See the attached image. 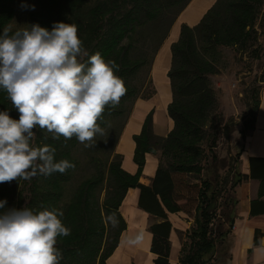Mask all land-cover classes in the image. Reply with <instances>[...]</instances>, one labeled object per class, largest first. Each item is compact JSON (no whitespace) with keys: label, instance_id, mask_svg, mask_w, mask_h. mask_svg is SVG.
Instances as JSON below:
<instances>
[{"label":"trees","instance_id":"trees-1","mask_svg":"<svg viewBox=\"0 0 264 264\" xmlns=\"http://www.w3.org/2000/svg\"><path fill=\"white\" fill-rule=\"evenodd\" d=\"M16 1L0 0V30L11 20L8 6ZM126 1L36 0L34 24L48 29L55 22L75 24L88 55L99 52L106 60H114L119 65L116 74L123 79L126 93L114 108L106 106L102 119L98 120L105 134L95 138L97 143L93 147L106 155V168L99 165L95 173L76 185L72 192L68 188L79 168V161L73 155L78 141L75 137L44 139L37 132L35 144L52 145L57 161L67 159L75 167L65 173L32 178L23 207L34 211L53 207L63 210L62 221L71 229V234L58 238L56 247L62 251L60 264H106L125 229L119 214L120 204L127 190L135 188L138 190L137 207L158 220L149 228L153 264H169L171 225L167 214H186L189 210L194 213L197 230L190 229L186 238L194 236L198 241L188 256L185 255L187 262L182 257L180 263L201 264L215 241L229 234L237 186L247 179L257 180L259 198L264 196V158L249 159L247 177L236 170L241 147L228 162L215 153L219 136L228 137L235 125L232 118L224 122L216 115L218 104L210 83V77L218 73L213 59L221 48H252V53L258 50L257 31L252 22L254 0H216L195 27H181L178 41L171 47L168 72L171 103L167 114L173 121V129L166 137H157L152 133L150 117L145 120L140 134L133 138L135 175L121 169V157L115 154V146L134 101L152 95L151 89L144 97L138 96L150 84L154 57L189 0H129L128 8L123 5ZM258 27L264 36V14ZM82 59L86 60L87 56ZM263 64L264 59L260 71ZM260 84V90H264V78ZM260 90L253 94V114L246 132L252 129ZM4 108L11 110L13 117L18 116L6 94L0 91V110ZM148 153H159V160L164 158L168 163L165 167L159 165L150 185L144 186L138 183V176ZM220 171L226 174L222 177ZM188 176H195L199 185L187 183ZM17 186L19 180L0 183V199L7 200L5 209L0 211L20 209L15 206ZM102 190L105 194L100 199ZM229 192H233L231 199L228 194L221 197ZM111 213H115L118 220L115 227L106 219ZM257 213H264V202L259 200L252 203L250 209L251 216ZM261 238L262 233L256 230L253 245L258 246Z\"/></svg>","mask_w":264,"mask_h":264},{"label":"clouds","instance_id":"clouds-1","mask_svg":"<svg viewBox=\"0 0 264 264\" xmlns=\"http://www.w3.org/2000/svg\"><path fill=\"white\" fill-rule=\"evenodd\" d=\"M118 71L114 60L99 52L87 54L75 24L0 30V91L18 114L0 110V183L74 168L67 159H55L52 145L35 144L37 132L44 139L75 137L84 147H93L95 138L105 134L98 120L106 106L114 108L126 93ZM6 203L0 199V210ZM63 216L55 207L0 211V264H60L58 238L71 234ZM106 219L113 227L118 223L115 213ZM143 240L144 234L137 232L126 243L138 246Z\"/></svg>","mask_w":264,"mask_h":264},{"label":"crops","instance_id":"crops-1","mask_svg":"<svg viewBox=\"0 0 264 264\" xmlns=\"http://www.w3.org/2000/svg\"><path fill=\"white\" fill-rule=\"evenodd\" d=\"M216 0H189L186 7L172 24L150 67L151 96L138 98L132 105L131 112L119 135L115 154L121 157V169L129 174L137 173L133 161L135 143L133 138L142 130L145 120L150 117L152 133L157 137H166L173 129V121L167 114L171 103V89L168 72L171 63V47L178 41L182 26L195 27L214 5ZM264 78V64L261 71ZM252 129L245 133L236 170L243 176H249V159L264 158V90H260L258 104L253 116ZM161 165L159 156L148 153L144 156V165L138 176V183L149 186L156 169ZM260 184L257 180L247 179L236 188V204L232 214V223L228 238L229 264H264V213L250 215L251 204L264 202L259 198ZM138 190H127L119 207V214L125 223L114 251L107 258L106 264H153L154 255L149 252L151 243L150 225L158 220L137 207ZM260 209V206H255ZM194 217V216H193ZM171 225L169 234V264H181L186 235L194 224L182 212L167 214ZM259 230L262 238L258 246L253 245L254 232ZM137 232L144 234L141 245L129 246L127 237ZM187 239V238H186Z\"/></svg>","mask_w":264,"mask_h":264},{"label":"rangeland","instance_id":"rangeland-1","mask_svg":"<svg viewBox=\"0 0 264 264\" xmlns=\"http://www.w3.org/2000/svg\"><path fill=\"white\" fill-rule=\"evenodd\" d=\"M128 1L123 3L126 8L129 6ZM33 5L34 8L32 7ZM253 6L252 22L254 29L257 31L258 43L260 45L258 50L252 53V48L245 50L232 47L221 48L213 59V63L218 70L216 75L210 77V83L218 104L216 115L221 116L224 122L232 118L235 125L234 132L228 137L222 134L219 136L215 150V153L220 158L226 159L227 162L231 157H234L242 146L246 129L250 126L253 114V94L260 90V81L263 80L260 65L264 59V36L260 33L261 29L258 26L260 21H263L264 0H254ZM8 8L12 12V18L5 27H10L14 31L17 28L28 27L34 24L33 14L37 11L36 0H17L15 3L10 4ZM151 89V85H147L138 96L144 97ZM210 130L208 129V132H211ZM73 155L79 161V168L72 175L71 185L68 188L69 191L71 190L70 192L81 181L91 177L99 165H102L104 168L108 163L106 155L101 154V150H95L94 147L86 148L80 142L73 149ZM157 155L160 156L159 153ZM160 160L161 165L165 167L168 161L164 158ZM225 174V171H220V176L223 177ZM186 182L199 185V181L196 180L195 176H188ZM28 183L29 181L19 180V186L15 188V198H17L16 208H23L27 201ZM104 194L105 190H102L100 199L104 197ZM226 194L231 199L233 192L224 193L221 197L224 198ZM185 215L193 219L194 213L189 210ZM191 229L197 230L195 224L191 226ZM197 241L198 239L194 236H191L189 239L185 238L182 255L185 262H187L185 255L188 256ZM228 241V238L216 240L210 253L203 256L201 264H229Z\"/></svg>","mask_w":264,"mask_h":264}]
</instances>
